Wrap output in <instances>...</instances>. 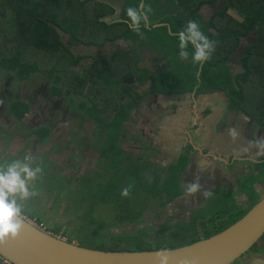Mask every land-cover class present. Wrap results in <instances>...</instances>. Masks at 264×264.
<instances>
[{
    "label": "flooded vegetation",
    "instance_id": "obj_1",
    "mask_svg": "<svg viewBox=\"0 0 264 264\" xmlns=\"http://www.w3.org/2000/svg\"><path fill=\"white\" fill-rule=\"evenodd\" d=\"M77 1L81 7L71 13L95 16L105 24L91 30L92 36L84 35L85 30L90 31L85 29L86 25L78 27L80 30L75 34L81 40L72 35L74 30L64 32L54 26L66 49L64 58H59L65 66L37 68L22 77L13 70L0 67V122L5 126L0 124V142L22 138L17 148L30 144V155L49 161L59 172L56 176H66L68 181L79 168L87 173V178H82L85 181L90 172L102 177L106 173L104 170L110 169L107 179L102 180L103 185L108 184L111 177L120 179L122 173L121 176L126 178L145 174L155 178L161 186L171 174L170 192L164 188L153 200L149 213L141 211L140 216L131 215L126 220L135 219L133 222L143 227L158 224L151 231L154 234L163 233L169 227L187 230L192 226L198 235L199 231L203 232L200 238L217 232L209 229L214 222H219L211 221L210 215L199 213L211 206L209 195H203V192H211L213 198L231 192L228 194L236 195L234 200L243 201L247 210L256 202L248 206L251 198L239 190L237 184L238 178L247 174L249 168H252L249 172L254 171V166L260 160L264 161V151L257 147V142L264 141V108L246 109L238 99H232V91L226 87L210 85L209 89L205 88L199 77L200 67L196 82L192 79L190 84L187 80L177 83L171 71L178 65L177 61L187 65L190 59L182 60L178 58L177 50L173 53L167 47L156 45L152 32L147 33L143 28L151 30L165 25L167 31L174 28L171 32H176L185 21L192 19L198 22L202 32H216L215 26L207 23L223 0L203 3L196 10H186L184 0H144L151 12L148 26L142 24L139 32L129 28L125 9L135 7L140 0ZM203 6L211 10L203 13ZM195 12L199 17L183 22L188 17L186 13ZM227 13L238 16L231 9ZM174 16H177V24L172 27V20L167 18ZM242 38L246 37H241L240 41ZM84 49L90 52L83 53ZM114 58L116 63L119 62L117 66ZM96 106L102 112L95 116ZM14 108L20 112L18 116L14 114ZM123 109L129 111L121 117L120 110ZM110 111L114 112L111 122L106 114ZM52 132L57 138L53 151L49 148ZM26 137H29V143L24 141ZM6 151L0 148V156ZM113 152L122 157L119 167L114 170L106 166V157ZM195 171H198L197 178L193 174ZM193 180L199 182L200 188L189 195L184 188ZM257 181L255 195L259 199V192L264 191V178L263 182ZM69 183L77 187L76 182ZM32 187L37 192L39 184L33 181ZM152 194L157 195L154 191ZM166 194L174 195L166 200ZM188 196H194V199L186 201ZM225 204H229L226 196L220 206L211 207L217 210L215 215L227 209ZM162 209L165 212L158 213ZM232 213L230 210L228 216ZM149 217L151 222L145 221ZM203 226L210 234L204 236ZM146 234L150 235V232ZM254 245L238 264H264L262 244ZM0 264L13 263L0 256Z\"/></svg>",
    "mask_w": 264,
    "mask_h": 264
},
{
    "label": "trees",
    "instance_id": "obj_2",
    "mask_svg": "<svg viewBox=\"0 0 264 264\" xmlns=\"http://www.w3.org/2000/svg\"><path fill=\"white\" fill-rule=\"evenodd\" d=\"M55 1L57 3L54 0H0V67L13 70L22 77L37 68L52 65L58 67L60 64L65 66L59 58H64V54H67L66 49L60 42L59 34L54 26H59L64 32L74 30L72 35L81 40L75 34L80 30L78 27L86 25L85 29L90 31H85L91 33L93 32L91 30L101 26L99 24H105L103 21H98L95 16L87 17L80 13L78 16L71 13V10L81 7L77 0ZM184 1L186 10H196L201 4L212 3L215 0ZM229 9L234 10L238 16L229 15L227 13ZM65 12L69 14H65ZM186 14L188 17L183 22L192 17H199L197 12ZM164 19L162 18V20ZM167 20H172V22L170 21L172 27L177 24V16L167 18ZM207 24L214 25L216 28V32L213 33L203 32L215 42L212 53L202 64H193L190 61L189 64L183 65L177 61L178 65L171 71L176 82L187 80L190 84L192 79L196 82V73L200 67L199 77L201 83L206 85L205 88L209 89L210 85L217 88L226 87L230 92L232 91V99H238L239 104L246 109L264 108V0H223L222 5L214 10ZM143 30L147 33L152 32L156 45L167 47L173 53L176 52L177 41L174 37L169 36L165 25L158 28L153 27L151 30L143 28ZM172 30L175 29L172 28ZM253 32H255V40L246 43L238 56L241 69L232 75L227 62L232 52L238 47L240 38L247 37ZM85 39L90 40V38ZM189 51H191L190 46ZM183 67H187V69ZM13 111L17 116L20 113L16 108ZM128 111V109L120 110V116H125ZM101 112L102 109L96 106L93 115L96 116ZM106 114L110 116L111 122L114 112L110 111ZM172 178L173 176L170 174L168 180L159 187L168 190V185L170 186L173 182ZM173 195L166 194V200ZM141 211L136 213L135 217L140 216ZM213 220L214 216L211 217V221ZM224 227L226 225L216 231ZM172 228L173 230L169 231L168 235L160 233L166 236L163 238H151L150 235L154 233L146 234L142 227L133 234L119 232L111 234L107 239L95 241L80 239L77 243L104 250H153L177 247L200 238L194 226L187 230H181L178 227ZM203 228L204 236L210 234L206 232L204 226ZM49 230L58 233L56 229ZM146 235L150 236V240ZM67 240L71 241V239Z\"/></svg>",
    "mask_w": 264,
    "mask_h": 264
},
{
    "label": "rangeland",
    "instance_id": "obj_3",
    "mask_svg": "<svg viewBox=\"0 0 264 264\" xmlns=\"http://www.w3.org/2000/svg\"><path fill=\"white\" fill-rule=\"evenodd\" d=\"M202 10L203 13H208L211 8L208 6H203ZM85 32L87 36L93 35L87 31ZM63 37L62 40L65 41ZM253 40H255V32L250 34L248 37L241 39L239 47L232 55V59L229 64H227L231 72H237L241 69L238 63V56L240 54L241 48L245 43L251 42ZM86 50L90 52L88 49H84L83 53H85ZM114 62L116 66L119 63L118 61L116 63L115 58ZM1 125L5 127L3 124ZM55 135L56 133L52 132L49 136L50 142H52L49 148L52 151L57 144V138ZM29 137H26V139L24 138V141L29 143ZM19 139L22 140V138L19 137L11 138V140L7 143L2 142L5 139L1 140L0 148H2L4 151L5 149L8 150L0 156L2 163L15 158H22L24 155H30V144H28L27 147L24 144L22 147L17 148ZM34 157H36L37 162L40 164L42 169L41 173L38 174V179L34 181L36 182V185L39 184V189L37 192H34L33 195L22 202V213L31 217H35L38 221L43 223L46 228H53L54 230L56 229L58 234H60L62 237L71 239L76 243L80 239H87L89 241L107 239L111 234L119 232H125L126 234L135 233L139 228H142L143 225L133 222L135 219L131 218L126 220V218L130 217L133 213L135 215L142 208L143 214L149 213L152 206L154 205L153 200L159 196V192L163 193L164 190L163 188L158 187L159 182L155 178H151L149 180L150 177L146 176L145 174H139L137 178H126L121 176L122 173H120V179L116 180L114 178L112 179L111 177L109 183L103 185L102 180L104 181L107 179L108 173L111 172L110 169L104 170L106 173L102 177H97L90 172L89 179L85 181L87 178V173L84 171V169L83 172L81 168H79L77 173H72L71 177L73 178L69 179L71 183L76 182V187L75 185L69 183V181L66 179V176H63L64 178L57 177L56 175L59 174V172L55 171V167L50 164L49 161L43 160L42 158L38 157V155H35ZM121 158V155L117 152L108 154L106 157L107 168L110 167L113 170L116 169V167L118 168V162ZM55 163L56 162H53V164ZM102 164L103 163H101V165ZM249 165L252 164L249 163ZM254 168V171L249 172V170L252 169L249 168L247 174H242L238 178L237 184L239 190L250 196L251 200L248 206L258 200L257 195H255V185L258 183L257 180L262 181V178H264V161L260 160V162L254 166ZM99 170L100 165L98 167V171ZM93 171H95V169ZM44 174L49 177H45ZM57 178L58 180H53ZM64 181L67 182L66 185H63L65 184ZM59 182L63 184H60ZM78 182H81L79 186ZM124 187H129V195L126 197L120 195V190ZM153 191L157 193L156 196L152 194ZM228 193L231 192H227V195H224L229 202V204H225L227 209H223L222 212L218 213V215H215L217 210H214V208L211 207L221 204L224 198L223 195L214 198L210 195L208 203L211 206L208 209L199 210V213L203 216H214V220L219 222H214V225L210 226V232L214 231L215 229H219L226 224H230L232 221H234L235 217L241 215L243 211L247 210V207L245 204H243V201H238L236 199L234 200L236 195L233 193ZM230 210L233 213L231 216H228ZM180 211L181 210H178V212ZM164 212L165 209H162L158 213L163 214ZM152 216L157 215L153 214ZM172 216H175V214ZM91 219L92 221H90ZM145 221L151 222L150 217ZM157 225L158 224L146 225V227L144 226L143 229L145 233H151V231L157 228ZM171 230H173L172 227L166 228L163 234L167 235ZM164 235L155 233L151 234L150 236L151 238H163L166 237ZM199 235L202 237L203 232L199 231ZM150 236L146 235L147 239L150 240ZM259 242H261L260 245H258ZM261 244L262 247H260V250L264 251V232L255 242L254 246H261ZM245 252L235 259L237 261L233 260L232 263H240L241 257L246 255Z\"/></svg>",
    "mask_w": 264,
    "mask_h": 264
},
{
    "label": "water",
    "instance_id": "obj_4",
    "mask_svg": "<svg viewBox=\"0 0 264 264\" xmlns=\"http://www.w3.org/2000/svg\"><path fill=\"white\" fill-rule=\"evenodd\" d=\"M238 219L190 243L153 250H104L68 241L26 218L18 233L0 241V256L13 264H230L264 232V191Z\"/></svg>",
    "mask_w": 264,
    "mask_h": 264
},
{
    "label": "clouds",
    "instance_id": "obj_5",
    "mask_svg": "<svg viewBox=\"0 0 264 264\" xmlns=\"http://www.w3.org/2000/svg\"><path fill=\"white\" fill-rule=\"evenodd\" d=\"M150 12L151 8L144 3V0H140V3L135 7H127L125 16L129 28L134 32H139L142 24L147 27ZM168 34L177 41L178 58L190 59L193 64H202L214 49L215 42L201 31L196 20L190 19L180 30L170 31ZM189 46L191 51H189ZM257 147L264 151V141L257 142ZM41 171L40 164L32 155H24L22 158L0 163V241L14 237L20 230L23 224L22 202L34 194L32 182L38 179V174ZM199 188V182L193 180L186 183L184 191L191 195L196 193ZM211 194L209 191L203 192V195L210 196ZM120 195L128 196L129 187L122 188ZM165 261L166 257L162 256V264H165Z\"/></svg>",
    "mask_w": 264,
    "mask_h": 264
},
{
    "label": "built area",
    "instance_id": "obj_6",
    "mask_svg": "<svg viewBox=\"0 0 264 264\" xmlns=\"http://www.w3.org/2000/svg\"><path fill=\"white\" fill-rule=\"evenodd\" d=\"M22 216H23V218H26L27 220H29L31 223H33L37 227H39L41 229H44V230L46 229L45 226L43 225V223H41L40 221H38L35 217H28L24 213H22Z\"/></svg>",
    "mask_w": 264,
    "mask_h": 264
},
{
    "label": "crops",
    "instance_id": "obj_7",
    "mask_svg": "<svg viewBox=\"0 0 264 264\" xmlns=\"http://www.w3.org/2000/svg\"><path fill=\"white\" fill-rule=\"evenodd\" d=\"M193 174L195 175V178H197V177H198V171H195ZM188 197H190V198H187V200H186V201H191V200H193V199H194V196H188Z\"/></svg>",
    "mask_w": 264,
    "mask_h": 264
}]
</instances>
